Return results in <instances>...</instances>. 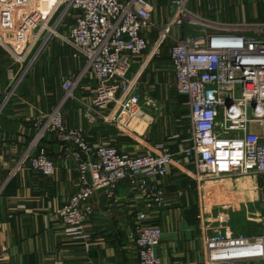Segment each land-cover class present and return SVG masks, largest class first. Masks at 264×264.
<instances>
[{
    "label": "built area",
    "instance_id": "built-area-1",
    "mask_svg": "<svg viewBox=\"0 0 264 264\" xmlns=\"http://www.w3.org/2000/svg\"><path fill=\"white\" fill-rule=\"evenodd\" d=\"M189 2L170 0L169 20L158 40L168 44L174 89L189 111V136L181 140L188 146L179 155L193 166L199 185L223 177L259 178L264 215V22H219L189 9ZM153 11L149 0H0V46L19 67L8 71L13 86L2 106L53 40L85 60L80 76L62 83L60 103L44 119L34 120L36 132L22 161L28 170L52 178L57 167L41 146L48 135L71 158L77 184L67 202L54 210L67 236L82 234L96 193L110 199L122 183L150 206L172 205L157 184L176 155L167 144L146 154L127 153L110 141L89 143L83 130L67 128L63 121V106L74 99V89L86 75L96 82L95 96L85 104L88 123L99 119L111 125L118 111L138 112L127 74L132 60L149 47L144 32L151 27ZM71 15L68 34H60ZM146 219L145 214L135 217L126 240L135 248L138 264H162L154 254L162 232ZM202 235L204 264H264L263 232L249 237L215 228L203 229Z\"/></svg>",
    "mask_w": 264,
    "mask_h": 264
},
{
    "label": "crops",
    "instance_id": "crops-1",
    "mask_svg": "<svg viewBox=\"0 0 264 264\" xmlns=\"http://www.w3.org/2000/svg\"><path fill=\"white\" fill-rule=\"evenodd\" d=\"M149 1L154 7L151 27L144 32L149 47L132 60L127 78L132 83L133 95L139 100L140 111L143 114L156 112L154 123L147 124L148 134L140 138L142 148L149 153L158 144H167L176 154L168 174L157 180L158 188L172 205L150 206L122 183L110 199L104 192L96 193L90 201L92 213L83 224L82 234L67 236L54 210L67 202L77 184L71 158L63 156L62 146L48 135L41 146L57 167L55 175L45 178L28 170L22 161L36 132L34 120L44 119L60 103L62 83L80 76L85 60L74 58L69 46H61L57 39L53 40L2 106L13 86L8 71L16 72L19 67L14 66L0 46V264H52L54 261L138 264L136 250L126 240L138 214H145V223L162 232L154 249L162 264H204L203 229L208 232L215 228H232L249 237L264 233L259 178L223 177L199 185L193 179V166L179 155L180 150L188 146L181 140L189 136V111L184 98L174 89L168 44L158 43L160 30L169 20L170 0ZM230 1L236 2L229 0L228 3ZM243 1L248 3V0ZM232 3L227 7L224 3L223 12L215 9L216 0H190L188 7L203 17L223 23L264 22V8L262 11L255 5L251 10L246 7L248 13H235ZM206 6H210L211 11H207ZM73 17L71 15L59 29L60 34H68ZM172 33L178 36L177 30L173 29ZM95 91L96 82L92 77L86 75L79 80L74 99L67 100L63 106L64 124L67 128L83 130L89 143L109 140L120 151L128 152L125 149L133 147L118 145L108 125L99 119L90 124L84 118L85 104H91ZM179 104L187 111L186 126L174 115L175 107H181ZM163 106L173 112L170 120L158 111ZM180 190L184 193L182 197L177 196ZM256 227H261L259 233L254 232Z\"/></svg>",
    "mask_w": 264,
    "mask_h": 264
},
{
    "label": "rangeland",
    "instance_id": "rangeland-1",
    "mask_svg": "<svg viewBox=\"0 0 264 264\" xmlns=\"http://www.w3.org/2000/svg\"><path fill=\"white\" fill-rule=\"evenodd\" d=\"M228 1L227 0H216L215 9L222 10L220 12H223V10L226 9L227 4L231 5V3H232L231 1H230V3H228ZM251 1L252 2L250 3L248 0V3H246L243 0H236L235 4L232 3L233 4V11L235 13H242V12H243V14L246 12L248 13L247 8L249 7L251 10L252 7H255V5H256V7L260 8V10L263 11L264 0H251ZM224 3L226 4V7L224 6ZM246 4H247V6H246ZM180 109H183V110H180ZM180 109H177L175 107L174 115L176 116V118L178 116V118L180 120V124L182 126H186V124L188 122L187 111L184 108H182V106L180 107ZM167 110L168 111H166V109H164V106H163L162 109L161 110L159 109L158 111L160 112V114L161 113L166 114V115H164V117H166L167 119L170 120L172 118L173 112L169 111L168 108H167ZM141 113L142 112L140 111V108H138V112L135 115L133 114L132 110L127 111V112L118 111V114H119L118 119L113 121V123L111 125H108L112 129L111 136L113 139L115 138V140H116L115 142L118 145L124 144V147H126L127 145L129 146V148L133 147L132 149H128V148L125 149V151H128L129 153H133V154H145L146 153L144 151V149L142 148V144L140 143V138H142V136L148 134V132L146 131V129L148 128L147 124H149L151 122L154 123V120L156 117V112H154V111H153V114H150V113L149 114H143L142 113V115H141ZM149 116L152 117L153 121L151 120V118ZM153 123H152L151 127L153 126ZM106 141H109V140H106ZM112 142L113 141H110V143H112ZM134 148H136V149H134ZM260 228L261 227H259V229H258V227H256L254 229V232L259 233L261 231Z\"/></svg>",
    "mask_w": 264,
    "mask_h": 264
}]
</instances>
